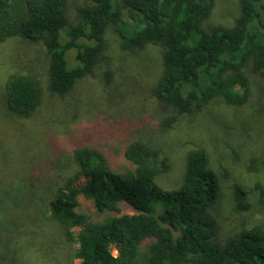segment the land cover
<instances>
[{
    "label": "trees",
    "instance_id": "1",
    "mask_svg": "<svg viewBox=\"0 0 264 264\" xmlns=\"http://www.w3.org/2000/svg\"><path fill=\"white\" fill-rule=\"evenodd\" d=\"M86 1L72 24L68 0H0V43L41 41L52 94H67L93 72L105 50L106 27L120 21L119 2L132 24L121 49L152 45L162 53L164 71L151 94L173 112L161 122L164 128L216 97L244 104L253 87L245 70L264 76V0H239L231 28L203 26L215 0ZM3 93L6 109L16 118L28 117L40 104L39 84L29 76L9 75ZM123 157L132 165L127 180L111 170L101 151L74 149L77 169L48 202L49 219L75 244V264H264V232L258 226L216 243L218 226L209 208L218 186L205 151L187 153L182 183L174 191L154 185L169 165L144 142H129ZM79 196L98 212L118 213V204L125 202L135 214L93 222L76 211Z\"/></svg>",
    "mask_w": 264,
    "mask_h": 264
},
{
    "label": "rangeland",
    "instance_id": "2",
    "mask_svg": "<svg viewBox=\"0 0 264 264\" xmlns=\"http://www.w3.org/2000/svg\"><path fill=\"white\" fill-rule=\"evenodd\" d=\"M86 2L68 0L72 24ZM119 11L120 21L104 31L105 50L93 72L63 96L49 91V57L41 41L10 38L0 43V264L77 263L75 244L48 217L53 191L76 171L71 154L81 147L101 151L111 170L129 179L132 165L123 150L134 140L169 165L153 181L164 191L181 185L190 150L206 152L218 186L209 208L218 226L216 243L255 226L264 232V76L245 70L253 87L244 104L216 97L164 128L161 122L173 112L151 94L164 71L162 53L152 45L122 50V37L132 24L121 2ZM238 16L239 0H215L203 26L231 28ZM12 74L39 84L40 104L26 118L12 116L5 106L3 84ZM118 207V213L98 212L92 201L79 196L76 211L93 222L135 214L125 202Z\"/></svg>",
    "mask_w": 264,
    "mask_h": 264
}]
</instances>
